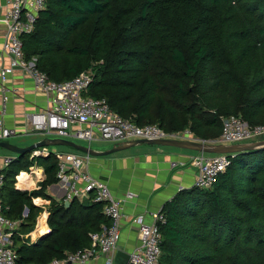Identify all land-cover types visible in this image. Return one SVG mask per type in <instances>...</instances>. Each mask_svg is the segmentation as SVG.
Returning a JSON list of instances; mask_svg holds the SVG:
<instances>
[{"label": "trees", "instance_id": "1", "mask_svg": "<svg viewBox=\"0 0 264 264\" xmlns=\"http://www.w3.org/2000/svg\"><path fill=\"white\" fill-rule=\"evenodd\" d=\"M21 40L51 80L92 68L86 94L137 125L211 141L221 116L264 124V0H47ZM30 155L2 169V201L18 196L29 208L12 235L18 263L47 264L89 245L109 219L100 203L52 200L57 161ZM229 160L211 187L182 188L163 204L159 264H264V147ZM32 165L44 170L39 187L15 189ZM37 196L50 201L49 231L28 243L18 234L33 229Z\"/></svg>", "mask_w": 264, "mask_h": 264}, {"label": "built area", "instance_id": "2", "mask_svg": "<svg viewBox=\"0 0 264 264\" xmlns=\"http://www.w3.org/2000/svg\"><path fill=\"white\" fill-rule=\"evenodd\" d=\"M47 0H4L0 8V25L4 27L2 50L7 59L0 68V139L16 133L4 126L3 114L7 100L5 82L15 70L24 71L32 80L34 89L49 96L48 107L27 114L33 130L44 135H53L67 140H81L90 146L92 141H107L112 144L134 139H180L200 140L189 129L165 131L158 124L137 125L112 110L105 98L92 97L86 91L93 80L92 68L76 76L57 82L35 67L34 58L27 60L22 49L21 36L33 29L38 12ZM221 133L212 144H236L264 139V124L250 125L241 116H221ZM86 145V144H84ZM52 154L57 161V182L64 188V201L90 200L102 205L103 214L109 224L97 232H90L89 245L68 252L63 258H53L47 264H88L98 257L102 264H116L114 257L119 250L121 225L125 219L123 200L117 197L102 180L87 169L91 158L88 153L74 151L52 152L46 147H37L30 157ZM232 153H194L189 163L195 168L194 186L206 189L212 186L216 176L229 165ZM11 156L4 159L6 166ZM175 164V162H172ZM4 166V167H5ZM3 167V168H4ZM2 168V169H3ZM0 169V264H19L12 235L18 226L16 220L8 218L3 211L8 209L2 201L5 177ZM130 195V194H128ZM153 221L145 223L142 215L132 221L139 226V244L129 253L127 264H159L161 254V232L159 222L164 221L162 213H154Z\"/></svg>", "mask_w": 264, "mask_h": 264}, {"label": "crops", "instance_id": "3", "mask_svg": "<svg viewBox=\"0 0 264 264\" xmlns=\"http://www.w3.org/2000/svg\"><path fill=\"white\" fill-rule=\"evenodd\" d=\"M3 4L4 0H0V8ZM3 33L4 27L0 25V68L7 59L2 50ZM4 85L7 89V100L3 114L4 126L15 129L16 133L8 137H11L10 140H7L8 138L0 140L24 147L48 138L43 137L41 132L33 130L27 114L47 108L49 96L43 92L36 91L31 78L20 69L11 73ZM2 96L3 94L0 91V110L3 105ZM22 137L29 139L21 141ZM95 144L97 145L92 147L95 150H103L110 147V145L103 144V142H95ZM49 146L54 145L49 144L44 147L51 152L53 150L79 151L66 145ZM194 153H197V151L174 146L141 143L107 156L91 155L87 165L89 172L104 181L117 197L124 199L123 204L126 216L121 225L119 250L129 253L139 244V226L132 221L135 216L142 215L145 223H151L153 221L152 215L161 213L163 204L172 198L178 190L194 186L196 171L189 163V158ZM7 156L14 158L16 154L0 147V169L5 166L4 159ZM172 162H175V164H172ZM34 171H40V175H34ZM20 172L21 174L18 177ZM20 172L16 175L14 183V188L20 191L29 192L38 188L39 182L45 178L43 168L37 165H32L28 170H21ZM21 177H25L22 186L23 180ZM27 184L29 185L25 187ZM46 193L52 200L65 203V190L58 182L49 185ZM3 200L5 201L4 204L8 206V209L4 210L3 213L8 218L16 220L18 222L16 230L19 229L20 224L29 212L28 205L23 202L21 209V201L18 196L11 197L14 204H11V200H7L5 197ZM77 201L84 202L86 200ZM31 203L39 208L35 218V225L27 233H17L22 241L28 243H34L38 237L49 231L47 216L50 201L37 196L32 197ZM41 218H43V222H41ZM36 225H38L35 230L36 236L32 238L30 233L35 229ZM28 237L30 238L29 240H27ZM102 262L103 258L98 257L88 264H102Z\"/></svg>", "mask_w": 264, "mask_h": 264}, {"label": "water", "instance_id": "4", "mask_svg": "<svg viewBox=\"0 0 264 264\" xmlns=\"http://www.w3.org/2000/svg\"><path fill=\"white\" fill-rule=\"evenodd\" d=\"M141 143L162 145V146H174L178 148L191 149L203 153H237V152L264 147V139L256 140L252 142L236 143V144H223V143L212 144L210 142L201 139L196 141V140H180V139L168 138V139H134V140L112 144L109 148L103 150H95L87 145L79 144L72 140H67L57 137L45 138L39 142H36L35 144H30L24 147L16 146L7 141L0 140V147H3L15 153L16 155H21L31 152L33 149L37 147H43L49 144L66 145L81 152L88 153L92 156H107L109 154L121 151L123 149ZM64 204L68 205L69 202L65 201ZM128 258H129L128 253L118 250L115 254L114 261L116 264H127Z\"/></svg>", "mask_w": 264, "mask_h": 264}, {"label": "rangeland", "instance_id": "5", "mask_svg": "<svg viewBox=\"0 0 264 264\" xmlns=\"http://www.w3.org/2000/svg\"><path fill=\"white\" fill-rule=\"evenodd\" d=\"M43 137H48V138H51V137H54L53 135H44L43 134ZM11 139V137L10 138H8L7 140H10ZM27 139H29V138H24V137H22V139H20L21 141H25V140H27ZM75 142H77V143H82V144H88L87 142H84V141H81V140H75ZM95 142L96 143H102L103 142V144L104 143H106V144H108V145H110L111 146V143H109V142H107V141H92L91 142V144H90V146H91V148L92 147H94V146H96L97 144H95ZM95 144V145H94ZM54 146H56V145H54ZM54 146H49V147H54ZM57 147V146H56ZM61 148V147H60ZM74 152H78V153H83V152H81V151H74ZM20 174H21V172L19 173V175H18V177L20 176ZM29 176V175H28ZM18 177H17V179H18ZM25 177H27V176H25ZM24 177V178H25ZM22 178V177H21ZM17 183H18V181H17ZM29 184H27L25 187H27ZM35 230V229H34ZM33 230V231H34ZM32 231V232H33ZM31 237L33 238V235H31ZM30 238L28 237L27 238V240H29Z\"/></svg>", "mask_w": 264, "mask_h": 264}, {"label": "bare ground", "instance_id": "6", "mask_svg": "<svg viewBox=\"0 0 264 264\" xmlns=\"http://www.w3.org/2000/svg\"><path fill=\"white\" fill-rule=\"evenodd\" d=\"M33 174L36 175V176H39V175H40V171H34ZM22 180H23V181H22V183H21V186L23 185L24 178H22ZM27 180H28V179H27ZM41 222H43V218H41ZM37 226H38V225H36L35 230H36ZM35 230H34L33 232H31L30 235L36 236V232H35Z\"/></svg>", "mask_w": 264, "mask_h": 264}]
</instances>
